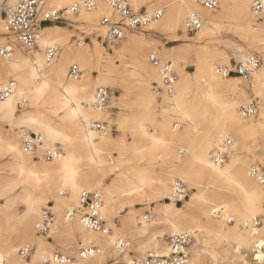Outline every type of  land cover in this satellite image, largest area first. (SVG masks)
I'll use <instances>...</instances> for the list:
<instances>
[{
    "label": "bare ground",
    "instance_id": "1",
    "mask_svg": "<svg viewBox=\"0 0 264 264\" xmlns=\"http://www.w3.org/2000/svg\"><path fill=\"white\" fill-rule=\"evenodd\" d=\"M10 1L8 0L7 3L9 4ZM74 1L77 0H47V3L50 7L58 9L63 3ZM129 2L136 8L144 2L152 4L148 13H153L156 11L154 7L165 2L166 7L159 8L164 10L163 17L152 22L149 28L182 32L185 37L187 36L186 19L192 13L198 14L203 20V25L195 36L199 40L212 35V30L216 27L214 26L216 18L226 14L232 7L240 23L236 28L237 34L247 46L244 48L238 44L233 45L235 57L244 62L253 49L264 47V21L257 23L259 17L252 10L254 0H218L221 8L218 14L202 8L194 0H129ZM111 13L107 6L101 5L95 11L80 12L72 18V22L81 14L88 25V32L96 35L102 33L104 38L105 31L100 22L99 25L97 24V16L98 14L110 16ZM262 17L264 18V15ZM251 26L253 27L250 28ZM253 35L258 38L257 43L262 44L253 47V44H248ZM65 36L59 29L41 28L38 37L40 51L35 50L32 53L34 57L24 55L16 49L17 46L10 58L4 59L0 56V90L11 79L16 83L13 95L0 102V119L19 129H30L36 133L35 135L41 136L42 149H52L60 143L64 150V154L58 160L46 163L41 156L40 162L35 164L25 154L18 139L14 137L3 139L0 135V154L12 155L11 169L17 172L14 184L0 185V196L8 198L11 202L23 203L25 206L24 214L20 217L15 215L1 218L0 213V235L3 236L0 238V264H18L20 261L18 248L31 247L32 244H34L32 257L34 262L40 261L39 264H45L52 257L49 243L34 233V228L40 223L42 207L47 205L43 195L54 202L52 210L55 218L49 237L72 249H75L74 243L77 238L85 246L98 248L96 254L88 259H82L80 252L73 250L76 255L75 264H104L107 258L115 256L116 259L121 257L127 264H132L129 251L125 249L122 252L116 246L117 240L120 239L123 241L134 239L136 243L130 246L132 251H141V254L145 255L147 250L151 249V256L167 257L165 255L168 254V249L158 243V236L162 237L165 231H169L172 235L188 233L195 236L196 246L190 249L192 256L188 264H202L203 258L207 259L209 264L252 263V260L245 258L242 251L251 249L257 241L264 240V220L259 229L251 226L255 218L259 215L264 216V189L250 175L251 162L239 158L240 152L250 145L249 141L256 140L263 150L258 160L264 165V56L262 66L248 81L251 91L260 97L263 106L257 119L247 120L239 111V106L249 101L247 90L241 83L242 77L233 79L217 73L219 67L230 64V57L218 58L219 56L209 48L202 54L204 60L200 68L202 81L208 86L206 89L198 88L197 83H194L184 70L179 72L173 95L161 93L160 100L148 84L129 87L137 95L136 102L131 104L130 108L138 113L132 120L129 117L123 121L129 126L130 135L136 142L134 153L131 154L132 161L138 160L145 147L152 146L155 154L162 159L166 170L160 175H149L137 169L133 180L129 182L120 176H115V171L104 157L103 147L111 139L109 131L100 132L92 127L95 120L105 117L103 111H96L93 107L96 89L107 87L113 80V71L108 70V67H104L100 62L101 56L104 57L106 53L102 55L96 39L91 49L86 47L72 53L66 45H63L68 41V37ZM4 44L5 41L0 42V47ZM58 45L63 47L60 57L53 64H46L44 58L46 48ZM129 49L136 51V63L144 73L149 77L154 76L161 86L159 69L157 70L150 61L151 55L159 57L157 49L148 46L144 39L133 38L129 39L119 54ZM151 49L153 54L147 58L146 52ZM260 50L264 55V48ZM166 55L173 66L175 62L173 57L178 60L180 53L176 52L174 56ZM96 57L100 73L97 82L94 83L86 75L81 79L70 75L69 68L72 62L75 61L82 68L87 69L86 67L91 66ZM64 89L75 91L73 101L68 100ZM192 94L200 98L191 100ZM222 98L229 101L219 109L217 104ZM20 103L24 104L21 112L18 111ZM214 107H217L216 111L219 113L218 138L212 141L213 137L210 135L206 138L203 147L196 151L194 145L190 146L195 130L197 126L206 122L205 116L208 110ZM77 108L82 115L73 117L72 112ZM146 113L153 114V117L145 115ZM171 119L181 123L184 129L181 132L171 131L168 124ZM151 125L156 127L154 132L160 135L155 136L149 132ZM232 135L235 144L230 145L228 149L229 162L222 166L214 165L211 157H208L212 145L216 147L222 137L231 140ZM180 143H189L186 151L190 154L196 152V155L184 161L180 160L179 151L184 150L181 148L176 154V146ZM231 144H233L232 140ZM80 150L89 151V160L84 166L76 167L75 159ZM40 167L44 176H40L37 171ZM43 177L45 182L42 185ZM177 180L199 188V192L191 196L189 205L184 211L176 209L174 202L160 208L166 220L164 230L152 232V236L146 242L137 243L140 236L149 235L156 222L152 216L140 218V211H130L124 217L123 230L112 224V218L120 209L116 206L118 201L124 198L136 201V197L152 200L150 193L153 187L158 192V196L153 199L164 196L172 199ZM93 185L104 187L106 199L101 216L108 221L113 235L109 232L103 234L89 231L78 219L67 218V213L78 205L83 191H88V187ZM18 186L22 191L12 196ZM206 189L212 190L205 193ZM216 210L221 211L219 216L214 214ZM233 214L237 216V221L234 225H230L229 222L234 221ZM245 225L250 228L243 229ZM199 244L204 245L205 251H200ZM222 260L226 262L223 263Z\"/></svg>",
    "mask_w": 264,
    "mask_h": 264
},
{
    "label": "rangeland",
    "instance_id": "2",
    "mask_svg": "<svg viewBox=\"0 0 264 264\" xmlns=\"http://www.w3.org/2000/svg\"><path fill=\"white\" fill-rule=\"evenodd\" d=\"M18 1L20 0H11L10 3L8 4L9 6H14ZM84 0H77L74 2L70 3H63L58 9H62L65 7H68L72 5L73 3L76 2H82ZM218 1V0H216ZM4 2H8V0H0V6L4 4ZM165 3V2H164ZM162 3L161 5H158L154 7V10H158L159 8H165L166 4ZM152 4L144 2L143 4L139 5L137 8L133 7L132 8L135 12H149V7ZM200 5V4H199ZM202 7V6H201ZM203 8V7H202ZM221 10L220 8V2H219V8L216 11H211L214 14H218V12ZM103 16L101 14L97 16V24L99 25L100 19ZM4 19L3 17H0V42H4L6 45L8 42H11L14 45V49L17 44H15L13 38L8 39L7 36L5 35L6 32L4 30L5 23L2 20ZM264 18H258L257 23L263 22ZM216 26L213 28L212 32L213 34L210 36H206L202 39H196V35L198 33H188L187 31V36L185 37L182 32L175 33L173 31H162L160 29H153L147 28L146 31H131L128 32L125 36V38L116 46H108L105 43H103V34H95V33H90L88 32V25L86 24V21L82 19V16L80 14L79 17L74 19V22H71L70 24H46L43 26V29H59L61 33L65 34V37H68V41H66L63 45H66L67 48L72 52L75 53L79 51L82 48H92L94 39L98 42V45L100 46L101 53H106V55L103 57L101 56L100 62L104 67H108V70L113 71V77H112V83L108 85L107 88L111 92L110 100L108 107L106 108L103 113L105 114V117H102L100 119L95 120L99 122H104L105 125L107 126L106 130L104 132L109 131L111 139L110 142L107 143L106 146L103 147L104 149V157H106V161L109 164V166L115 171V176H120L124 180L127 181H132L133 180V175L136 173L137 169H141L145 174L149 175H160L163 174L166 170L164 165L162 164V159L155 154L153 147H145L139 156L138 160L133 162L131 158V154H133V148H136V142L132 139V136L130 135V129L129 126L124 124V120L129 118L132 120L136 114H138L135 110L130 108L131 104H134L137 99V95L132 92V90L129 89V87L134 86V85H150V89L152 92H154V87L159 84L158 80L154 77L151 76L149 77L146 75L143 71L142 68L139 67V65L136 63V51L133 49H129L127 52H124L122 54H119L122 52V49L124 48L125 44L129 42V39H144L147 42V45L150 47H154L157 49V55L159 58L165 62H169L167 55L166 54H174L176 52H179V59H173L175 60L173 68L176 71L177 75V81H178V75L181 70H184L185 73L194 81V83H197L198 88H208L207 84H204L202 79V72L200 71L202 61L204 60V56L202 55L204 51H207V49H212V51L219 56L218 58H224V57H230V64L229 65H224L222 67H229L232 68L236 64L240 63L241 61L238 60L235 57V53L233 52V45H241L244 48H247L245 42L240 38V36L237 34V25L240 24L239 20L235 16L233 8H229V11H227L226 14H221L216 18L214 21ZM251 26L250 28H252ZM5 35V36H2ZM258 38L255 37L254 35L252 38H250V41L248 44H253V46H257L262 43H257ZM255 44V45H254ZM18 47V48H17ZM16 49H18L20 52H22L24 55L32 58L34 55L29 52H26L23 50L20 46H17ZM58 57H60L61 52H62V45H58ZM261 48H264L263 46L257 47L256 49H253L251 51V55H257L260 60H261V65L263 64V54L260 53L262 50ZM37 52L40 51L39 43H38V49L36 50ZM152 49L148 50L146 52L147 58L150 57L152 53ZM98 57V56H97ZM94 58V63L86 67L87 69L82 68L78 63L72 62L69 72L72 66L77 65L79 70H80V76H77L76 78H82V76L86 75L91 78V80L95 83L99 80L100 78V73L98 70V58ZM157 70L158 68L155 67ZM159 73V71H158ZM73 77V76H72ZM230 77H233V79H239L240 76L238 75H232ZM229 77V78H230ZM12 80V79H11ZM10 80V81H11ZM250 80V79H249ZM13 81V80H12ZM242 86L247 90V94L249 96V101L254 100L258 102V114L255 117H252L254 119H257L258 116L260 115L263 106L261 103L260 97L255 94L254 92L251 91L250 88V83L243 78L241 79ZM97 90V89H96ZM201 92V91H200ZM157 95V94H156ZM158 100H160L161 95H157ZM200 96L198 95H193L191 100L199 99ZM220 102L217 104V107L220 109L224 107L225 102L229 101L224 98L219 100ZM247 101V102H249ZM244 104H241L239 106V111L241 110V107ZM217 107L210 108L208 110V113L206 114V122H203V124L197 126L194 134V138L192 140V145L195 147V150L197 151L198 149L200 150L204 143L206 142V138L209 137L210 135L213 137L212 141L217 140V128H218V123H217V117H218V112L216 111ZM24 109V104L20 103L18 104V111L21 112ZM241 113V112H240ZM147 116H150L151 118L153 117V114H145ZM149 117V118H150ZM247 119V120H251ZM169 124V129L171 131L175 132H181L184 129V126L179 123L177 120L171 119L168 122ZM175 125H178V128L175 129ZM127 126V128H126ZM155 126L151 125L149 132L153 133L155 136H158L160 134L155 133ZM67 132V131H66ZM29 135V134H36L34 131L24 128V129H19L16 126L10 125L7 121L0 119V135L3 137V139H8L10 137H14L18 139L20 145L22 146V140H23V135ZM45 140V138H44ZM231 140L233 141V144L231 146H234V136H231ZM251 140V139H250ZM214 143V142H213ZM75 145L77 143H74ZM249 146L247 149L242 150L240 153V158L243 161L248 160L250 161L251 165L253 164H258L261 167H264L263 164H261L258 160L260 155L263 154V150L258 146V143L256 140H251L249 141ZM56 147L61 148L64 154V150L62 148V144L57 143ZM184 148L183 151L180 149ZM189 148V143H180L179 145L176 146V154L179 151L178 158L182 161L186 159L192 158V156L196 155V152L193 154L188 153L186 150ZM215 148L214 144L212 145L210 151H209V156L211 157V153L213 149ZM42 149V148H41ZM44 150V149H42ZM42 150L38 151L36 154V158L30 155L28 158L32 161V163H39L41 156H42ZM89 151L87 150H80L77 154V158L75 159V165L76 167H81L84 166L88 160H89ZM255 157V159H254ZM45 161V160H44ZM53 162V161H52ZM229 162V156L226 161V163ZM13 163V158L10 153H2L0 154V185H3L7 183V185H12L14 184V181L17 177V172L13 171L11 169V165ZM46 163H51L47 162ZM39 172L40 176H44L42 173V169L37 170ZM45 182V177H43L42 185ZM104 185V184H103ZM103 185H93L91 187H88L87 190L90 191H95L98 193H101V197L103 202L105 201L106 197L104 195V187ZM187 191H188V197L187 199L180 203L176 204L172 199L169 197H160L157 199H153L156 196H158V192L156 188L153 187V190L150 193V198L152 200H148V198H144L143 200L141 198L136 197V201H133L130 198H124L121 201H118L116 206L119 207V211L117 215H114L112 218V224H114L118 229L123 230V219L124 217L130 213V211L134 212H139L140 211V218L143 216H152L156 222L154 223L153 229L150 231L149 235L147 236H140L137 240V243H143L146 242L150 236H152V232L155 233L157 231H162L165 229V216L162 214V208L166 204H171L174 202L176 209H181L180 211H184L188 207V203L190 202L191 196L194 193L199 192V188L189 186L188 184H185ZM135 188V187H133ZM21 187L18 186L14 190L12 196H15L19 194L22 190H20ZM203 189V188H201ZM212 189H206L204 192L208 193ZM155 191V192H154ZM68 194L65 193V196ZM44 199H46L45 203L47 204L46 206L42 207L41 212L44 210V208L47 207H53L54 202L51 198H47L45 195ZM15 199V198H13ZM75 207V205H74ZM160 209V211H158ZM25 206L23 203H15L14 201L11 202L8 198L0 196V213H1V218L3 217H10V216H15L19 215V217L24 214ZM171 210V208H170ZM171 213L170 211H168ZM54 214V213H53ZM234 216V222L230 223V225H234L237 221V216L233 214ZM261 221V227H262V222L264 220L263 215L258 216ZM55 218V216L53 217ZM108 228L111 230L109 233L110 235H113V230L111 229L108 221L106 219H103ZM39 221V219H38ZM260 227V228H261ZM243 229H246V227H242ZM51 232V231H50ZM34 233L37 235V237H40L46 242L49 243V247L51 249L52 255L56 252L66 254L70 256L73 261L71 264H75L76 262V255L73 250L76 252H80L82 248H94V246H85L82 241L77 238L74 245L75 249H72L70 246L57 243L54 241L53 237H43L37 234L36 228H34ZM192 236V242L189 245V260L192 256V250L196 246V239L195 236L190 234ZM49 236H51V233H49ZM3 236L0 235V238ZM172 237V233L164 232L163 236L160 237L158 236V243L160 245H164L168 249V254L165 256H168L170 254V248H169V240ZM1 242V241H0ZM125 243L127 244V250L130 253V257L132 261L134 260H141L145 259L149 256H151V249H148L145 255L141 254V251H132L130 249V246L136 243L134 239H130L129 241L125 240ZM130 244V245H129ZM23 247V246H22ZM22 247H19L18 249L20 250ZM34 250V244L31 246ZM200 251H205L204 245L199 244L198 246ZM97 248V247H96ZM252 249V248H251ZM251 249L243 250L242 253L245 256V258L249 261H251ZM98 251V248H97ZM123 252V250H122ZM121 253V252H120ZM34 251L29 259H23L19 255V263L18 264H34L35 262L33 261ZM154 257H157L154 255ZM223 263H225V260H222ZM40 261L36 262V264H39ZM45 264H52L45 262ZM104 264H127L125 260H123L121 257L116 259V256L113 258H107L105 260ZM202 264H209L208 260L203 258ZM250 264H252L250 262Z\"/></svg>",
    "mask_w": 264,
    "mask_h": 264
},
{
    "label": "built area",
    "instance_id": "3",
    "mask_svg": "<svg viewBox=\"0 0 264 264\" xmlns=\"http://www.w3.org/2000/svg\"><path fill=\"white\" fill-rule=\"evenodd\" d=\"M204 9L216 11L219 3L216 0H194ZM105 5L111 10L110 16H103L100 19V25L105 31L103 43L108 46H116L131 31H146L152 22L160 20L164 15V10L159 9L153 13L135 12L129 0H84L76 2L72 5L56 9L48 5L47 0H20L14 6H9L4 2L0 6V17L4 18L6 36L8 39L13 38L16 46H20L23 50L33 53L38 49L39 30L46 24H70L72 18L80 12H92L98 9L99 6ZM254 14L262 18L264 15V0H254L252 5ZM203 25L202 18L192 13L186 19V30L188 33H195L200 30ZM14 53V45L8 42L3 47H0L1 58L8 59ZM58 47L50 46L46 48L44 53L45 62L51 65L58 57ZM151 63L159 69L161 75V86L158 84L154 87V92L157 95L166 93L173 95L175 84L177 82L176 71L169 62L161 60L155 55L150 57ZM261 65V60L257 55L249 56L244 62L236 64L234 67H219L217 73L223 77L238 75L244 80L249 81L251 75L258 70ZM80 74L77 65L70 69V75L75 77ZM16 90V83L9 81L3 89L0 90V102L6 100ZM111 92L107 88H98L96 90L93 107L96 111H105L108 107ZM258 102L251 100L241 107V114L244 118L250 119L258 114ZM94 129L104 132L107 128L104 122H93ZM178 125H175V129ZM231 145V140L228 137H222L217 142L216 147L211 153V161L216 166H222L228 159V149ZM43 146V138L39 135H25L22 140L23 151L30 156L36 158V154ZM63 151L61 148L55 147L52 149L42 150V157L47 162L58 160L62 157ZM251 177L264 189V167L258 164H253L250 168ZM188 197L186 185L181 180H177L174 185L172 200L176 204L184 202ZM104 206L101 195L95 191H83L80 196L78 205L67 213L68 220L78 219L80 224L87 230L107 234L110 232L106 222L101 216V211ZM221 211L216 210L214 213L219 216ZM52 207L44 208L42 211L40 223L37 225V234L49 238L51 225L53 222ZM148 217V216H147ZM230 221L229 223H233ZM254 229L261 227L260 218H255L251 224ZM246 228H250L245 225ZM192 242V236L188 233L172 235L169 240L170 255L167 257L149 256L145 259L134 260L132 264H188L189 255L188 248ZM261 241H257L251 249L252 264H264V261L258 259L264 255V247L260 246ZM116 246L119 250H125L127 244L123 240H117ZM33 248L24 246L19 250V254L23 259H29L33 253ZM97 248H82L80 255L82 259H88L96 254ZM73 259L59 252H56L48 260V263L55 264H71Z\"/></svg>",
    "mask_w": 264,
    "mask_h": 264
},
{
    "label": "snow or ice",
    "instance_id": "4",
    "mask_svg": "<svg viewBox=\"0 0 264 264\" xmlns=\"http://www.w3.org/2000/svg\"><path fill=\"white\" fill-rule=\"evenodd\" d=\"M33 75H35V72L33 73ZM64 91L67 92V97H68L69 101H73L75 99V91L74 90L64 89ZM9 103H10V101H9ZM72 115H73V117H76V116L82 115V113H80L79 109L77 108V110L72 112ZM85 119H87V118L85 117ZM260 246L264 247V240L261 241ZM258 259L264 261V255L259 256ZM66 264H67V262H66Z\"/></svg>",
    "mask_w": 264,
    "mask_h": 264
}]
</instances>
